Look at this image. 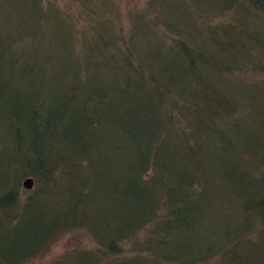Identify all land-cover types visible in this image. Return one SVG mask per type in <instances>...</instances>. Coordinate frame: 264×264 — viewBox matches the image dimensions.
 <instances>
[{
  "label": "trees",
  "instance_id": "obj_1",
  "mask_svg": "<svg viewBox=\"0 0 264 264\" xmlns=\"http://www.w3.org/2000/svg\"><path fill=\"white\" fill-rule=\"evenodd\" d=\"M242 1L251 25H225L233 32L203 52L182 31L169 29L179 38L170 45L167 69L146 64L152 58L141 56L144 37L135 25L122 39L121 58L111 57L122 73L103 77L88 66L59 75L53 54L70 53L66 47L45 50L37 40L18 46L0 33V159L11 172L2 179L0 215L10 218L40 195L53 199V189L59 200L57 217L32 231L36 242L20 244L18 255L0 244V264H29L61 232L86 229L75 219L82 201L77 180L86 170L94 180L106 170V226L88 232L98 245L90 253L106 264L242 263L241 243L264 236V0ZM38 16L29 36L37 34ZM117 41L86 50L105 58ZM71 60L67 55L72 68ZM26 177L39 188L23 202ZM88 182L82 180V189ZM235 196L252 225L246 235L203 251L204 209L209 215L218 200ZM254 246L248 262L259 257Z\"/></svg>",
  "mask_w": 264,
  "mask_h": 264
},
{
  "label": "rangeland",
  "instance_id": "obj_2",
  "mask_svg": "<svg viewBox=\"0 0 264 264\" xmlns=\"http://www.w3.org/2000/svg\"><path fill=\"white\" fill-rule=\"evenodd\" d=\"M0 0V33L10 43L16 42L22 46L29 41L42 42L43 49L53 46L52 50L66 47L70 53L62 54L59 51L53 54L58 64L56 73L59 75L67 72L81 73L89 67L91 75L101 73H114L122 70L115 66L116 58H121L119 52H124L122 39L132 35V25L138 27L139 37L144 47L141 52L143 57L146 53L152 60L146 64H152L166 69L173 62V53L170 45L179 34H173L169 29L182 31L187 41L198 48V52L208 50L213 46L214 39L224 40V33L233 31L225 29V25L235 21L238 27H248L252 23V15L247 11L249 8L242 0ZM261 3V0H257ZM39 8V9H38ZM251 9V8H250ZM250 12H252L250 10ZM38 13L42 15L39 29L36 35L29 36L28 31L36 26ZM147 15L145 19L142 16ZM158 18L157 22L149 21ZM118 41L106 50L105 58L97 59L88 55L86 50L96 43H111ZM184 38V37H183ZM164 40V41H163ZM165 42V43H163ZM156 45V47H154ZM67 55L72 59V68L69 61L65 62ZM97 63H100L97 66ZM105 63L106 67L101 66ZM65 67V69H64ZM103 77V76H102ZM264 77L260 75L259 78ZM4 160V159H3ZM8 168L2 165L0 159V187L4 181L9 180L11 174ZM100 170V169H99ZM102 178L94 180L91 172L86 170L80 174L77 180L76 194L81 198L77 205L75 219L83 222L85 228H78L71 232H61L49 251L41 258H37L29 264H66L70 258H75V264H106V259L92 255L98 249V245L89 235L96 231L104 232L106 226V170L101 171ZM150 176L147 175L148 178ZM21 181V194L23 202L37 191L39 186L34 178L32 190H27ZM82 180L89 181L82 189ZM100 181V185H99ZM99 187V188H98ZM99 189V190H98ZM84 190V191H83ZM53 199L40 195L33 202L23 203L15 210L11 217L0 215V244L8 243L14 254L18 255L20 244L36 242L38 239L32 233L40 230L48 218H56L59 204L55 194L56 189L50 190ZM82 196V197H81ZM245 206L237 197L230 200L221 199L214 203L209 215L202 216L204 233L208 235L200 243L203 251L212 244H222L231 240L235 235H246L245 228L252 225V218L245 216ZM15 220L12 223V219ZM254 218V217H253ZM9 231V232H7ZM34 232V231H33ZM207 233V234H206ZM252 237H256L254 234ZM251 237V238H252ZM259 249V257L254 262H248L246 258L254 244L242 242L239 246L241 264H264V236L261 240L253 242ZM126 249V248H125ZM134 255V254H133ZM132 256V255H130ZM73 264V263H70ZM210 264H220L214 259Z\"/></svg>",
  "mask_w": 264,
  "mask_h": 264
},
{
  "label": "water",
  "instance_id": "obj_3",
  "mask_svg": "<svg viewBox=\"0 0 264 264\" xmlns=\"http://www.w3.org/2000/svg\"><path fill=\"white\" fill-rule=\"evenodd\" d=\"M24 187L27 189V190H32L33 189V186H34V181L33 179L29 178V179H26L23 183Z\"/></svg>",
  "mask_w": 264,
  "mask_h": 264
}]
</instances>
